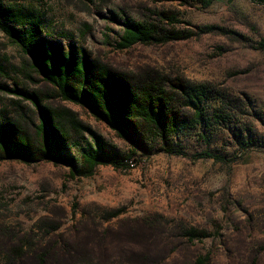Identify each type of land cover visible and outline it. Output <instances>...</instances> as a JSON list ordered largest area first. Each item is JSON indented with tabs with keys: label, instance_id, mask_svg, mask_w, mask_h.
Returning <instances> with one entry per match:
<instances>
[{
	"label": "rangeland",
	"instance_id": "obj_1",
	"mask_svg": "<svg viewBox=\"0 0 264 264\" xmlns=\"http://www.w3.org/2000/svg\"><path fill=\"white\" fill-rule=\"evenodd\" d=\"M0 4L34 20L14 25L28 49L58 48L120 75L153 70L204 84L211 108L229 112L220 126L181 135L183 156L157 145L149 156L133 153L85 108L54 98L28 49L0 31V124L23 115L37 125V113L11 91L37 92L43 104L71 110L108 149L129 158L126 170L97 166L88 177L63 163L0 160V264H264V6L250 0ZM134 22L185 38L118 50L119 36ZM85 141L67 144L77 161ZM201 153L223 161L197 159Z\"/></svg>",
	"mask_w": 264,
	"mask_h": 264
},
{
	"label": "trees",
	"instance_id": "obj_2",
	"mask_svg": "<svg viewBox=\"0 0 264 264\" xmlns=\"http://www.w3.org/2000/svg\"><path fill=\"white\" fill-rule=\"evenodd\" d=\"M30 24L35 22L29 13L0 4V31L26 50L28 46L22 35L15 32L14 25ZM183 38L178 31L134 22L125 26L116 48L126 50L135 44L155 45ZM260 46L264 48V41ZM27 52L33 69L52 88L54 98L85 108L95 120L105 123L126 142L133 153L141 151L149 156L157 145L168 155L183 156L176 142L181 135L197 127L209 130L213 125L227 122L229 112L211 108V91L204 84L170 79L153 70L120 75L98 60L75 58L58 48L47 50L34 45ZM11 92L33 108L38 124L34 125L23 115L12 122L1 123L0 160H17L25 164L43 160L63 163L81 177L91 176L97 166L129 168V158L108 149L107 144L83 125L71 110L43 104L37 92ZM85 134L91 136L89 143L84 139ZM252 136L253 133L249 135L251 139ZM80 141H85V145L77 161L68 153L67 144ZM196 158L223 161L222 157L209 153H201Z\"/></svg>",
	"mask_w": 264,
	"mask_h": 264
},
{
	"label": "crops",
	"instance_id": "obj_3",
	"mask_svg": "<svg viewBox=\"0 0 264 264\" xmlns=\"http://www.w3.org/2000/svg\"><path fill=\"white\" fill-rule=\"evenodd\" d=\"M250 1L264 6V0H254V1L253 0H250Z\"/></svg>",
	"mask_w": 264,
	"mask_h": 264
}]
</instances>
